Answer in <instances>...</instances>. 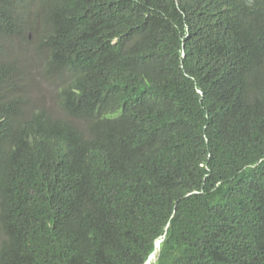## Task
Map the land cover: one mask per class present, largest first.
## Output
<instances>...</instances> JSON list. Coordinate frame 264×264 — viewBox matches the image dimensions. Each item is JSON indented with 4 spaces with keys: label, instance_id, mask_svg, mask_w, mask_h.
Here are the masks:
<instances>
[{
    "label": "trees",
    "instance_id": "1",
    "mask_svg": "<svg viewBox=\"0 0 264 264\" xmlns=\"http://www.w3.org/2000/svg\"><path fill=\"white\" fill-rule=\"evenodd\" d=\"M0 264H264V0H0Z\"/></svg>",
    "mask_w": 264,
    "mask_h": 264
},
{
    "label": "rangeland",
    "instance_id": "2",
    "mask_svg": "<svg viewBox=\"0 0 264 264\" xmlns=\"http://www.w3.org/2000/svg\"><path fill=\"white\" fill-rule=\"evenodd\" d=\"M14 47H15V49H16V51H18V52H25L26 51V59H25V61H26V63H28L29 65H34L35 64V62H34V59L31 57V55H32V46H31V44L29 43V42H26V41H24V40H22V39H17L16 41H15V43H14ZM154 259V257L153 258H148V260H147V262L146 263H148L150 260H153Z\"/></svg>",
    "mask_w": 264,
    "mask_h": 264
},
{
    "label": "bare ground",
    "instance_id": "3",
    "mask_svg": "<svg viewBox=\"0 0 264 264\" xmlns=\"http://www.w3.org/2000/svg\"><path fill=\"white\" fill-rule=\"evenodd\" d=\"M157 246H158V242H156L155 247L157 248ZM156 248H155V249H156ZM155 253H156V252L154 251V253L151 255L150 259L154 257Z\"/></svg>",
    "mask_w": 264,
    "mask_h": 264
},
{
    "label": "water",
    "instance_id": "4",
    "mask_svg": "<svg viewBox=\"0 0 264 264\" xmlns=\"http://www.w3.org/2000/svg\"><path fill=\"white\" fill-rule=\"evenodd\" d=\"M159 240H157L156 242H158ZM156 242H155V244L154 245H156ZM154 253V250L150 253V255L148 256V258H150L151 257V255ZM148 258H147V260H148ZM147 260H146V262H147ZM154 260V259H153Z\"/></svg>",
    "mask_w": 264,
    "mask_h": 264
}]
</instances>
